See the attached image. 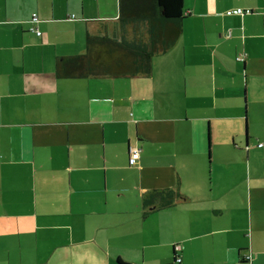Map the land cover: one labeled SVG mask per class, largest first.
Segmentation results:
<instances>
[{
  "label": "crops",
  "instance_id": "1",
  "mask_svg": "<svg viewBox=\"0 0 264 264\" xmlns=\"http://www.w3.org/2000/svg\"><path fill=\"white\" fill-rule=\"evenodd\" d=\"M148 20L120 0H0V264H264V170L210 167L264 151V0H185L150 75L59 76L90 39L104 65L149 56Z\"/></svg>",
  "mask_w": 264,
  "mask_h": 264
},
{
  "label": "trees",
  "instance_id": "2",
  "mask_svg": "<svg viewBox=\"0 0 264 264\" xmlns=\"http://www.w3.org/2000/svg\"><path fill=\"white\" fill-rule=\"evenodd\" d=\"M120 2L123 19L130 20L131 18H134L135 15L138 16V19H144L147 21H149L148 19H151L152 29L150 31H153V34L150 32L151 41L147 46L149 56L137 51H125L123 48L119 47L123 52L120 55L119 53H116L117 59L114 61V64L117 65H104L108 63L93 60L97 55L96 52H94L96 44L90 39V53L87 56L62 59L58 64L59 76L63 78L96 77L100 76L102 71L104 72L107 67L116 72V76H119L118 78H129L151 74L150 63L152 55L172 47L175 40H177L180 35L181 24L185 18V0H120ZM148 4L149 6H152V9L148 8L145 10L144 6L147 7ZM142 16H145V18H141ZM162 22H165V24H172L173 28H177L175 36L173 35V39L171 38L172 31L169 30L168 41L165 45L160 39L161 27H163ZM107 45L111 47V43H107ZM108 73L109 72H104V75H109ZM263 146L264 145L261 147ZM164 192L169 193L168 196L172 199V202L164 204L161 207H170V205L176 201L178 194L174 190L162 191V193ZM176 250L179 251L178 246L176 247ZM179 258L180 257L177 258V261Z\"/></svg>",
  "mask_w": 264,
  "mask_h": 264
},
{
  "label": "rangeland",
  "instance_id": "3",
  "mask_svg": "<svg viewBox=\"0 0 264 264\" xmlns=\"http://www.w3.org/2000/svg\"><path fill=\"white\" fill-rule=\"evenodd\" d=\"M145 10H147L149 8V4L146 6H144ZM259 87H260V84H259ZM261 101V100H260ZM252 107V106H251ZM251 118L253 119V117L251 116ZM249 125V123H248ZM237 127H234V129L232 131H222L221 134L219 136H217V138H220L222 141L223 140H228L231 138V133L236 129ZM246 128H247V120L243 123V125H239V128H237L239 130V133H240V138H246ZM252 128L254 129L253 131L255 132L256 128L254 126H252ZM252 132V133H254ZM257 133V131L255 132ZM261 136L262 139H264V129L261 130L260 132H258ZM263 143V142H262ZM258 145H259V142L258 144L256 145V148L258 149ZM264 145V144H263ZM244 148L242 147L243 150L241 151H236L235 153V156L236 158H234V160L232 161V163L228 164V165H225V163H220V156L218 153L215 154L214 158H213V155L210 157V162H211V165L213 166H210L211 169L213 167V170L215 172H222V171H225V170H242L244 171V173L247 172V170H249L250 172H252V175L254 176V173L258 170H264V160H261L259 159L258 155L262 154L264 155V151L261 152V151H256L254 153H252V155L249 157V168L246 166V161H248V157H247V152H245L246 148H245V144H243ZM258 150H261V149H258ZM244 159V164H240V165H237V161H240L241 158ZM209 163V162H208ZM210 164V163H209ZM245 191V190H244ZM255 203V200L254 201H249V203Z\"/></svg>",
  "mask_w": 264,
  "mask_h": 264
},
{
  "label": "built area",
  "instance_id": "4",
  "mask_svg": "<svg viewBox=\"0 0 264 264\" xmlns=\"http://www.w3.org/2000/svg\"><path fill=\"white\" fill-rule=\"evenodd\" d=\"M235 14L237 15H242L244 14L245 12L243 10H237L234 12ZM32 22H33V31L36 32L39 36L42 35L40 29H39V24H40V19L37 15H34L33 19H32ZM242 59V58H239V60ZM262 146V145H261ZM130 166L131 167H134L138 164L140 158H141V153H142V150L140 148H132L131 149V152H130ZM178 249L180 250L181 248L178 247ZM248 260H251V257L248 258ZM182 259L179 258L178 259V263H182Z\"/></svg>",
  "mask_w": 264,
  "mask_h": 264
}]
</instances>
